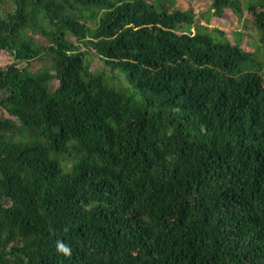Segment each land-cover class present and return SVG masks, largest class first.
<instances>
[{"label": "trees", "instance_id": "obj_1", "mask_svg": "<svg viewBox=\"0 0 264 264\" xmlns=\"http://www.w3.org/2000/svg\"><path fill=\"white\" fill-rule=\"evenodd\" d=\"M177 6L0 0V264H264V64Z\"/></svg>", "mask_w": 264, "mask_h": 264}, {"label": "rangeland", "instance_id": "obj_2", "mask_svg": "<svg viewBox=\"0 0 264 264\" xmlns=\"http://www.w3.org/2000/svg\"><path fill=\"white\" fill-rule=\"evenodd\" d=\"M193 1L194 0H176V3L178 4L177 8L185 10L187 8V3H191L192 5ZM196 1L201 9L199 13H196V19L199 21L200 25L207 26L208 23V27L211 29L216 28L223 31L225 37L230 41L233 40V37L236 38L238 36V32H244V35L246 33L247 36H245L242 41L241 47L251 53L254 59L263 62L264 64V43H262L259 35L253 31L252 24L247 22V18H249L247 15L239 20L230 10H226L223 17L214 18L212 17L211 12V0ZM258 1L261 0H245L243 3ZM244 25H246V28L243 27ZM4 58H6V56L0 55V68L5 65ZM113 86L123 89L125 87V82H123L122 79L117 78L113 81Z\"/></svg>", "mask_w": 264, "mask_h": 264}, {"label": "clouds", "instance_id": "obj_3", "mask_svg": "<svg viewBox=\"0 0 264 264\" xmlns=\"http://www.w3.org/2000/svg\"><path fill=\"white\" fill-rule=\"evenodd\" d=\"M56 247L58 252L63 253L65 256H70L72 249L71 247L65 243L63 240H57Z\"/></svg>", "mask_w": 264, "mask_h": 264}, {"label": "built area", "instance_id": "obj_4", "mask_svg": "<svg viewBox=\"0 0 264 264\" xmlns=\"http://www.w3.org/2000/svg\"><path fill=\"white\" fill-rule=\"evenodd\" d=\"M192 7H193L195 13H199L200 10H201V9L199 8V6H198L196 0H194V1L192 2Z\"/></svg>", "mask_w": 264, "mask_h": 264}]
</instances>
